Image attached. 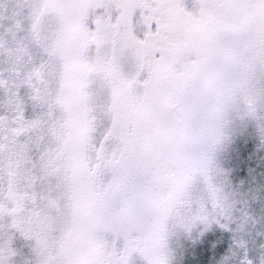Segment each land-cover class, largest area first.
<instances>
[{"label": "snow or ice", "instance_id": "1", "mask_svg": "<svg viewBox=\"0 0 264 264\" xmlns=\"http://www.w3.org/2000/svg\"><path fill=\"white\" fill-rule=\"evenodd\" d=\"M249 121L264 142V0H0V264H173L229 227Z\"/></svg>", "mask_w": 264, "mask_h": 264}, {"label": "rangeland", "instance_id": "2", "mask_svg": "<svg viewBox=\"0 0 264 264\" xmlns=\"http://www.w3.org/2000/svg\"><path fill=\"white\" fill-rule=\"evenodd\" d=\"M263 147L264 142L253 122L233 128L217 158L218 182L230 196L225 221L229 227L213 224L202 233L175 235L170 242L173 264H221L225 257L230 258L229 264H240L244 255L258 264L264 255V166L258 168L260 180L254 181L257 174L252 170V163L255 159L260 161L257 157H261L260 163L264 165ZM238 241L245 242L246 248L241 249ZM15 246L30 258L28 241L20 237ZM222 250L223 255L219 258Z\"/></svg>", "mask_w": 264, "mask_h": 264}, {"label": "trees", "instance_id": "3", "mask_svg": "<svg viewBox=\"0 0 264 264\" xmlns=\"http://www.w3.org/2000/svg\"><path fill=\"white\" fill-rule=\"evenodd\" d=\"M262 150H264V147L262 148ZM258 159H260V161H257V159H255V163H252V170L254 171L255 175L257 174V176H255L256 178H254V181H259L260 180V176L261 174H259L258 172V168L263 167L264 165H262L261 162V157H257ZM250 195H248V197H250ZM249 214L251 216V212L249 211ZM254 222V221H253ZM246 234V233H245ZM225 248H226V244H225ZM259 249V248H258ZM224 250H222V252L219 255V258H221V256L223 255Z\"/></svg>", "mask_w": 264, "mask_h": 264}, {"label": "clouds", "instance_id": "4", "mask_svg": "<svg viewBox=\"0 0 264 264\" xmlns=\"http://www.w3.org/2000/svg\"><path fill=\"white\" fill-rule=\"evenodd\" d=\"M262 257H264V255H262ZM262 257L260 258V260L258 261V264H264V259H262ZM256 264V262H255Z\"/></svg>", "mask_w": 264, "mask_h": 264}]
</instances>
